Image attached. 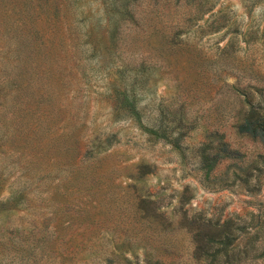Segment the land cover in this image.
<instances>
[{"label": "rangeland", "instance_id": "obj_1", "mask_svg": "<svg viewBox=\"0 0 264 264\" xmlns=\"http://www.w3.org/2000/svg\"><path fill=\"white\" fill-rule=\"evenodd\" d=\"M240 93L264 0H0V264H264Z\"/></svg>", "mask_w": 264, "mask_h": 264}, {"label": "trees", "instance_id": "obj_2", "mask_svg": "<svg viewBox=\"0 0 264 264\" xmlns=\"http://www.w3.org/2000/svg\"><path fill=\"white\" fill-rule=\"evenodd\" d=\"M259 94H261L260 89H258ZM243 95V101L247 106L250 108L252 112H249V114L245 117H243L242 121L238 124L235 125L236 131L239 133H243L248 135L251 138H254L261 143L264 144V113H258L256 114L253 112L255 109L259 108L262 105V102L264 101V97H258L257 99L253 100V98L245 93H240ZM122 106L128 107L129 104H122ZM134 108V107H133ZM127 109V108H126ZM147 129L153 131L151 126L144 125ZM164 128H161L163 131ZM219 150L224 152V143L219 142ZM218 153H214L212 156V159H215ZM227 156V154H225ZM202 160L205 161L207 160L205 157H202ZM191 224L194 226V236L198 237L196 239V251L199 254L205 255V256H210V251L212 248V244L214 241L217 243L220 242L221 240L216 239L215 237H212L211 232L208 237L202 234V228L205 226V222H196L194 220H191ZM225 238V237H224ZM216 239V240H214ZM195 252V250H194ZM153 264H161L159 261L155 260Z\"/></svg>", "mask_w": 264, "mask_h": 264}]
</instances>
